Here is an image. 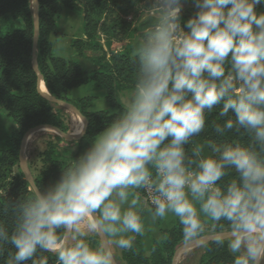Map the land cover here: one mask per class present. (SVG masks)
<instances>
[{"label":"clouds","instance_id":"9594fccd","mask_svg":"<svg viewBox=\"0 0 264 264\" xmlns=\"http://www.w3.org/2000/svg\"><path fill=\"white\" fill-rule=\"evenodd\" d=\"M185 2L153 0L124 111L54 185L42 190L29 175L33 195L8 203L15 227L0 223V256L8 244L15 251L6 264H48L38 250L56 264H117L115 249H133L169 215L187 247L227 243L233 264H264V0H192L198 11L182 27ZM217 108L224 120L213 131L243 130L247 145L194 142ZM232 172L238 179L218 183ZM209 221L219 229L210 236Z\"/></svg>","mask_w":264,"mask_h":264},{"label":"trees","instance_id":"16d2710c","mask_svg":"<svg viewBox=\"0 0 264 264\" xmlns=\"http://www.w3.org/2000/svg\"><path fill=\"white\" fill-rule=\"evenodd\" d=\"M152 3L153 0H39V71L51 96L75 105L88 119L89 127L82 141L66 142L67 145L76 146V152L68 147L59 150L57 143H62L61 140L50 145V152L46 156L47 170L42 178L35 179L37 187L46 190L50 180H59L63 169L81 156L83 142L87 141L88 146H91L95 136L126 108L118 98V93H130L134 88L138 67L133 53L139 46L143 32L155 22V16L151 15L154 9ZM9 5L14 13L13 21L21 19L26 26L23 30L10 23L0 26V111L5 110L18 126L17 130L0 141V223L11 232L15 227V215L8 203L26 200L33 195L31 185L19 168L25 134L42 125L56 127L64 133H68L69 129L63 122V111L44 99L38 91V76L32 68L35 32L32 0H16V4ZM184 6L187 9L181 13L182 27L198 11L192 0H186ZM63 9L84 16L85 38L75 41L72 47L80 58L85 57L88 51L95 52L96 56L90 59L95 70L86 71L77 61H68L54 55L47 32L59 35L58 20ZM258 12H264V6L258 7ZM144 17L148 19L141 23ZM46 35L47 39L44 37ZM12 82L21 89L18 96L11 87ZM88 85L106 91L105 101L115 113L90 112L97 100L95 97L71 101L72 90ZM14 96L22 97L20 105L12 101ZM218 112L219 108L208 116L205 131L194 137V142L203 143L206 139H214L218 143L247 145L250 138L243 130L239 134L229 132L223 137L213 131L212 122L222 124L224 120L218 116ZM189 147L191 146H186ZM205 154H208L207 149ZM233 179H238L234 172L218 183L224 184ZM218 230L213 229V232ZM184 243L182 225L176 218L174 227L162 232L161 239L153 242L148 253L140 236H137L133 249L123 250L122 258L126 264H172L175 252ZM5 249L4 255L0 256V264H6L8 252L15 251L10 244ZM203 249L204 254L198 264H233L234 256L228 250L227 243L224 246L210 243ZM41 256L48 258V264H56L54 253L38 250L35 258L39 259ZM25 264H31V261H26Z\"/></svg>","mask_w":264,"mask_h":264},{"label":"rangeland","instance_id":"374dc122","mask_svg":"<svg viewBox=\"0 0 264 264\" xmlns=\"http://www.w3.org/2000/svg\"><path fill=\"white\" fill-rule=\"evenodd\" d=\"M9 3L16 4V0H0V26L3 27L5 26V24L10 23L14 25L17 29H20V30L25 29L26 26L23 20L18 19V20L13 21L15 17L13 16L14 13L11 11ZM185 9L187 8L186 6L183 5V10ZM32 14L34 17V22H35V15L33 11V0H32ZM151 15L155 16V9L151 11ZM58 25H59V31H58L59 35L56 36L54 35L53 32H50V31L47 32L48 39L53 45L54 55L57 56L59 54L63 56H68L69 57L68 60L77 61L78 63L80 61L79 64L82 68H84L86 71H91V68L93 67V65L90 59L91 57H95L96 53L88 51L85 53V57L80 58L78 57L76 51L72 47L75 41L85 38L84 16L78 13L72 12V11H68L67 9H63V11L61 12L60 18L58 20ZM44 37L47 39V35ZM39 39H40V34H39ZM61 43L66 44V47L61 49L58 52L57 46ZM101 44L104 45V42H101ZM38 48H39V42H38ZM75 56L77 57L78 60L75 58ZM37 60H38V53H37ZM32 68L34 70L33 55H32ZM11 87L14 93H16V96L21 94V89L17 84L12 82ZM38 91H39V79H38ZM90 91H93L98 96L106 95V91L98 87H93ZM81 94H84V93L83 92L78 93V94L75 93V97L73 96L74 98L71 99V101L76 102L77 100H75V98H80L82 96ZM128 94L129 93H118V98L125 106H127V102L129 99ZM16 96L12 98V101L15 104L20 105L21 103L20 98L22 97H16ZM101 96L97 99V101L101 99H105V97H101ZM100 103L101 102H99L98 104H94V107L93 109L90 110V112H94L95 109H97V107L101 109L99 106ZM56 107L63 111L62 119H63L64 124L69 129L68 133H75V127L77 126V123L79 122L82 123L81 119L78 118L73 113L65 110L64 108H61L58 106ZM106 107H107V104H106ZM17 129H18V126L14 123V120L7 115L5 110H1L0 111V141L5 140L14 130H17ZM57 140H61L62 143L58 144ZM66 142H70V141L64 140L63 138H61L60 136H58L56 133L52 131L38 132L30 138V140L27 143L26 149H25V159H26V164L28 166V169L31 172L34 180L36 178H42L43 173L47 170L48 162H47L46 156L50 152V145L52 143H57V145L59 146V150H64V148H67V147L69 149L76 148V146L73 147L72 145H67ZM19 168H20V163H19ZM16 173H17V170H16ZM57 181L58 180H54V179L50 180L48 182L47 188L54 185ZM208 225L209 227L206 230V234L210 236L211 234H213L212 222L209 221ZM88 239L93 246H97L101 242L98 236H93L91 234L89 235ZM115 252H116L117 264H126L122 258L123 250L115 249ZM146 252L148 253L149 251H146ZM203 254H204V249L202 247L195 249L193 251H190L182 256V258L179 261V264H198Z\"/></svg>","mask_w":264,"mask_h":264},{"label":"water","instance_id":"95a60500","mask_svg":"<svg viewBox=\"0 0 264 264\" xmlns=\"http://www.w3.org/2000/svg\"><path fill=\"white\" fill-rule=\"evenodd\" d=\"M33 11H34V15H35V32H34V44H33V66H34V70L35 73L38 76L39 79V91L41 96L48 100L49 102H51L52 104L64 108L65 110L73 113L74 115H76L78 118L81 119V121H83V134L82 135H76L74 133H64L63 131H61L60 129L50 126V125H42V126H38L35 127L33 129H31L30 131H28L27 134H25L23 141H22V145H21V152H20V169L22 171V173L24 174L26 180L29 182V175L33 178L31 172L28 169V166L26 164V159H25V149H26V145L28 143V141L30 140V138L38 133V132H42V131H52L54 133H56L58 136H60L61 138H63L64 140L70 141V142H79L81 140H83V138L85 137L87 131H88V127H89V121L86 117L83 116V114L81 113V111L73 104L65 102L63 100H59L54 98L53 96H51V94L49 93V91L46 88V85L44 83V80L42 78V75L39 71V65H38V60H37V53H38V42H39V34H40V4H39V0H33ZM42 85L45 87V89L48 92L49 96H46L44 94V91H42ZM34 180V178H33ZM35 181V180H34ZM32 187V186H31ZM100 240L102 239L101 237H99ZM210 243H214L213 241L209 240L208 244ZM201 247H187V245L184 243L176 252L172 261V264H179L180 259L182 258L183 255H185L186 253L193 251L195 249H198Z\"/></svg>","mask_w":264,"mask_h":264},{"label":"crops","instance_id":"0c3cea01","mask_svg":"<svg viewBox=\"0 0 264 264\" xmlns=\"http://www.w3.org/2000/svg\"><path fill=\"white\" fill-rule=\"evenodd\" d=\"M74 56V55H73ZM56 57H60L62 59L68 60L69 57L68 56H63V55H57ZM75 58L77 59V57L75 56ZM78 60V59H77ZM70 61V60H68ZM80 63V61H79ZM93 65V64H92ZM96 67L93 65V67L91 68V70H95ZM94 86L93 85H88V86H83L79 89H74L70 92V98L73 99L75 97V93H81L83 92L84 94H81L82 96L80 98H75V100H79V99H83L86 97H97V99L101 96L96 95L93 91H90ZM74 96V97H73ZM101 97H105V96H101ZM100 103V108L99 109L97 107V109H95V111L99 112V111H108L110 113H115V111L111 110L110 107L108 106V104L106 103L105 99H101V100H96L95 104ZM107 104V107H106ZM75 147V146H74ZM90 146H88V142L84 141L81 148H80V152L81 155L89 148ZM72 151H78V148H72ZM176 221V217L169 215L166 219L164 220H159L153 227L155 229V231H149L147 232V234L143 237L140 236L141 240H142V244L144 246V249L146 251H150L153 242L160 240L162 237V232L164 231H168L171 230L174 227Z\"/></svg>","mask_w":264,"mask_h":264},{"label":"bare ground","instance_id":"6f19581e","mask_svg":"<svg viewBox=\"0 0 264 264\" xmlns=\"http://www.w3.org/2000/svg\"><path fill=\"white\" fill-rule=\"evenodd\" d=\"M42 91H44V94H45L46 96H49L47 90L45 89V87H44L43 85H42ZM79 127H81V123H80V122L77 123V126L75 127V133H74V134L77 133V130H78ZM76 135H77V134H76ZM26 146H27V145H26Z\"/></svg>","mask_w":264,"mask_h":264},{"label":"built area","instance_id":"2783aa9c","mask_svg":"<svg viewBox=\"0 0 264 264\" xmlns=\"http://www.w3.org/2000/svg\"><path fill=\"white\" fill-rule=\"evenodd\" d=\"M142 195H144V196H147V193H146V192H144V191H142Z\"/></svg>","mask_w":264,"mask_h":264}]
</instances>
